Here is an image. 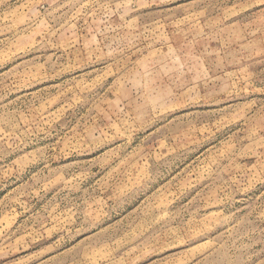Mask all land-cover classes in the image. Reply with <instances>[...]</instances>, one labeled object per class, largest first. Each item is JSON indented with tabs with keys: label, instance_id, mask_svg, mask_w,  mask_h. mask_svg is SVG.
<instances>
[{
	"label": "rangeland",
	"instance_id": "obj_1",
	"mask_svg": "<svg viewBox=\"0 0 264 264\" xmlns=\"http://www.w3.org/2000/svg\"><path fill=\"white\" fill-rule=\"evenodd\" d=\"M0 264H264V0H0Z\"/></svg>",
	"mask_w": 264,
	"mask_h": 264
}]
</instances>
